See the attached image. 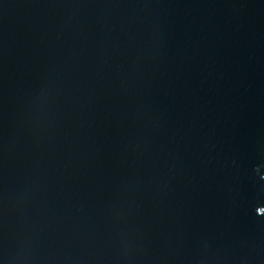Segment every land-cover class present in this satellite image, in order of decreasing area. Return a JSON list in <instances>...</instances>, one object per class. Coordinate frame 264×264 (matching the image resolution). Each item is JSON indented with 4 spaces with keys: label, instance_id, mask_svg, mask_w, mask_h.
Instances as JSON below:
<instances>
[{
    "label": "water",
    "instance_id": "water-1",
    "mask_svg": "<svg viewBox=\"0 0 264 264\" xmlns=\"http://www.w3.org/2000/svg\"><path fill=\"white\" fill-rule=\"evenodd\" d=\"M0 264H264V0H0Z\"/></svg>",
    "mask_w": 264,
    "mask_h": 264
}]
</instances>
